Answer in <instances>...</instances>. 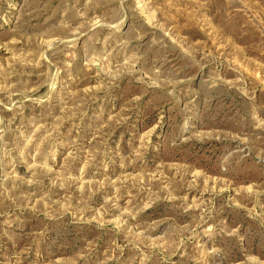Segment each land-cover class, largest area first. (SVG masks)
<instances>
[{"label": "rangeland", "instance_id": "374dc122", "mask_svg": "<svg viewBox=\"0 0 264 264\" xmlns=\"http://www.w3.org/2000/svg\"><path fill=\"white\" fill-rule=\"evenodd\" d=\"M0 264H264V0H0Z\"/></svg>", "mask_w": 264, "mask_h": 264}]
</instances>
